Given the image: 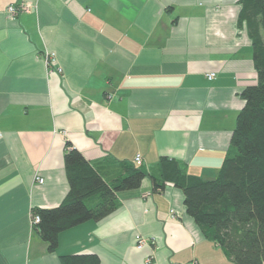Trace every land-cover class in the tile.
I'll use <instances>...</instances> for the list:
<instances>
[{"label":"crops","instance_id":"0c3cea01","mask_svg":"<svg viewBox=\"0 0 264 264\" xmlns=\"http://www.w3.org/2000/svg\"><path fill=\"white\" fill-rule=\"evenodd\" d=\"M21 2L34 8L7 16ZM239 11L238 0H0V264H235L182 191L153 192L148 176L106 217L61 232L54 252L31 216L68 193L66 143L107 183L127 165L152 172L162 156L214 179L241 93L257 82Z\"/></svg>","mask_w":264,"mask_h":264},{"label":"trees","instance_id":"16d2710c","mask_svg":"<svg viewBox=\"0 0 264 264\" xmlns=\"http://www.w3.org/2000/svg\"><path fill=\"white\" fill-rule=\"evenodd\" d=\"M238 25L251 41L257 82L246 87L229 146L217 176L203 180L190 175L186 165L162 156L156 170L127 165L123 175L107 183L82 154L66 143L63 156L68 193L54 208L32 209L34 225L47 250L54 252L61 232L85 221H99L119 204L117 193L140 187L148 176L152 191L169 182L184 196L186 213L202 235L217 244L235 264L264 261V0H238ZM62 264H99L94 255L61 257Z\"/></svg>","mask_w":264,"mask_h":264},{"label":"built area","instance_id":"2783aa9c","mask_svg":"<svg viewBox=\"0 0 264 264\" xmlns=\"http://www.w3.org/2000/svg\"><path fill=\"white\" fill-rule=\"evenodd\" d=\"M32 8H34V6L31 3L21 2L19 4L7 6L6 9H5V12H6L7 16L15 18L20 13H28V12H30ZM45 60H46V62H49V63L54 61L51 58V56H47L45 58ZM58 71H60V70H58ZM206 78L208 80L214 79L215 78V73H213V72L207 73L206 74ZM134 162H136V163L140 162V155L137 154L135 156ZM39 182H42V180L39 179ZM31 222H32L33 226L36 225L39 222V216L35 215V214H32ZM135 244H136L135 245L136 249L140 250V249L144 248L146 245H148V242L143 236L137 234V235H135ZM151 258L152 257L149 256L146 261L150 262ZM172 264H180V263L174 262Z\"/></svg>","mask_w":264,"mask_h":264}]
</instances>
